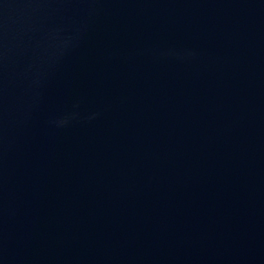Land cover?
Segmentation results:
<instances>
[{
    "label": "water",
    "instance_id": "water-1",
    "mask_svg": "<svg viewBox=\"0 0 264 264\" xmlns=\"http://www.w3.org/2000/svg\"><path fill=\"white\" fill-rule=\"evenodd\" d=\"M0 264H264V0H0Z\"/></svg>",
    "mask_w": 264,
    "mask_h": 264
}]
</instances>
